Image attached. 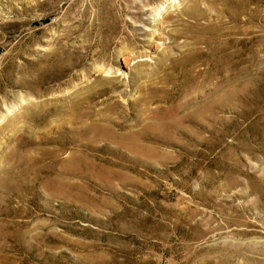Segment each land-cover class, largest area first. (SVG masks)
Segmentation results:
<instances>
[{"label": "rangeland", "instance_id": "obj_1", "mask_svg": "<svg viewBox=\"0 0 264 264\" xmlns=\"http://www.w3.org/2000/svg\"><path fill=\"white\" fill-rule=\"evenodd\" d=\"M197 1L214 40L202 44L203 73L146 107L145 87L197 34L191 0H0V264H264V0H230L235 21ZM198 92L207 107L184 118L174 105ZM86 94L121 132L156 121L171 133L152 125L132 151L69 109L47 122L30 115ZM53 148L78 157L76 172L61 165L65 188L50 197Z\"/></svg>", "mask_w": 264, "mask_h": 264}, {"label": "bare ground", "instance_id": "obj_2", "mask_svg": "<svg viewBox=\"0 0 264 264\" xmlns=\"http://www.w3.org/2000/svg\"><path fill=\"white\" fill-rule=\"evenodd\" d=\"M191 4L189 3L188 6L186 7L184 13L186 15H188L189 17H192L194 19V23L193 26L189 25V28H187V30L191 33H197L196 35L193 36V39L190 40V42H186L183 47V51L182 54L180 56H168V59L170 60L169 63L165 62L163 63V65L165 66L164 68V72L163 75L156 77V79H154L150 84H145L147 85L145 87V91L143 93V99L145 101L146 107H150L153 104H155L156 102H161L163 104H167L169 101V96H168V87L170 86V84L176 83V80L178 78H183V82L185 84V86H187L188 82H191V80L197 75V74H202L203 71L198 68L199 63H200V59H199V55L202 53L203 51V46L202 44H205L206 46H212L213 44V38L207 37V35L205 34L206 30L208 29L206 27V25L203 24H199L201 22L202 19H207L209 18L210 13L208 12V9L202 7V5L200 4L199 1L197 0H191ZM201 1V0H200ZM204 1V0H203ZM211 2L212 5H217V4H222L224 7L220 10L228 13L231 17V19L233 21H235L238 17V11H236L233 7H229L230 5V0H209ZM202 2V1H201ZM205 2H208L205 1ZM209 2V3H210ZM204 3V2H203ZM208 4V3H207ZM210 8V7H209ZM210 11V9H209ZM219 13V12H218ZM222 13V12H220ZM220 13L218 14L220 16ZM213 14V12L211 13ZM215 14H217L215 12ZM136 16H139L140 14L138 12H135ZM217 15V16H218ZM223 16V14H222ZM221 16V17H222ZM228 16V15H227ZM182 17V16H181ZM214 17V14L213 16ZM220 17V20H222V18ZM218 18V17H216ZM229 18V17H228ZM230 19V18H229ZM208 20V19H207ZM217 20V21H220ZM181 21V19H180ZM210 20H208L209 23ZM173 22V21H172ZM216 22V21H215ZM225 22V21H224ZM223 22V23H224ZM184 23V22H183ZM217 23V22H216ZM222 23V21H221ZM226 23V22H225ZM224 23V24H225ZM179 24V23H178ZM186 24V23H185ZM220 24V23H219ZM185 26V25H184ZM196 26V27H195ZM217 26V25H216ZM207 28V29H206ZM218 33V32H216ZM136 35V34H135ZM185 35V34H183ZM130 36V35H128ZM134 37V36H133ZM138 37V36H137ZM179 38V34H175V33H170V39L172 40H177ZM191 38V37H190ZM136 39V38H135ZM139 41V40H138ZM132 42V41H131ZM185 42V41H184ZM142 43V42H141ZM145 44V43H144ZM205 51V50H204ZM205 58V57H204ZM127 60L128 57H124V61L125 63L128 62ZM129 63V62H128ZM202 64V63H201ZM163 69V68H162ZM170 70V71H169ZM175 70L177 71V73L175 74ZM215 72V71H214ZM138 75H143L142 72H139ZM151 75V74H150ZM149 77V76H148ZM200 77V76H199ZM203 77V76H201ZM141 78V77H140ZM184 78L186 81H184ZM139 79V78H138ZM237 79V78H236ZM163 80V81H162ZM238 80V79H237ZM162 81L163 85L159 86L158 82ZM200 81V80H199ZM229 81V80H228ZM149 83V82H148ZM104 84H109L110 86H114V82L112 79H106ZM141 85V84H140ZM107 87V86H106ZM139 87V86H138ZM176 87V86H175ZM233 87V86H232ZM105 88V86H104ZM195 88H199V87H195ZM206 88V87H205ZM223 88V87H222ZM234 88V87H233ZM221 89V88H220ZM219 89V90H220ZM232 89V88H231ZM235 89V88H234ZM200 90V89H199ZM222 90V89H221ZM180 91V90H179ZM187 91V90H185ZM184 91V92H185ZM206 91V90H205ZM223 91V90H222ZM230 91V90H229ZM233 91V90H232ZM87 92V91H86ZM92 92V91H91ZM109 92V91H108ZM190 92V90H189ZM217 92V91H216ZM221 92V91H220ZM218 92V93H220ZM228 92V91H227ZM93 93V92H92ZM179 93V92H178ZM215 93V92H214ZM222 94L224 92H221ZM106 94V93H105ZM186 94V93H185ZM184 94V95H185ZM200 94L204 95L203 92L202 93H192V95H188L187 98H185V100L183 101H177L178 103L176 105H174V107L176 108V110H180V111H184V118L185 116H187V118H191V117H197L200 116L201 110L204 107H207L206 105H202L198 98H200ZM217 94V93H216ZM215 94V95H216ZM221 94V95H222ZM225 94V93H224ZM223 94V95H224ZM229 93H227L226 95H228ZM213 95V94H212ZM215 95L213 97H215ZM220 95V94H219ZM90 94H86L83 96H75V98L72 100L71 105H64V108H53V109H47L43 116L40 115V113H35L32 112L30 115L31 117H35L36 120H38V122L42 121V122H47L48 121V117L50 114L52 113H59L61 112L63 109L64 110H71L72 114V118H74V120L76 121H82L83 124H87L89 131L92 132V130L100 132L102 135L107 136V137H112L117 139L119 142H125L128 141L130 142L129 145H127V149L132 150V151H142L141 148H144L143 146L146 145L147 143L143 142V137L145 134H149L148 131L150 128H153L152 125H157L158 130L160 132H162V135L164 137H167L165 135H168L167 133H171V132H167L166 129H168L171 125L168 122H157L154 124H150L148 125V131L143 130V131H138V132H132L130 129H126V131H119L117 130L116 126L114 124H117V122L113 119V117L111 115H106L104 114L103 116H100L98 118L95 117L94 115V109L91 105V103L89 102V98H90ZM183 97V95H181ZM94 97V96H93ZM96 97V96H95ZM205 97V96H204ZM217 97V96H216ZM220 97V96H218ZM217 97V99H219ZM231 97V96H230ZM106 98V97H105ZM117 98V97H116ZM224 98V97H223ZM204 99V98H203ZM215 98H213L214 100ZM181 100V99H180ZM226 100V99H225ZM230 100V99H229ZM228 100V101H229ZM202 101V100H201ZM208 101V100H207ZM133 102V101H132ZM176 102V100H175ZM216 102V101H215ZM222 103V101H220ZM226 102V101H225ZM210 103V102H209ZM218 105L217 107L220 105L219 102H217ZM140 104V103H139ZM143 104V103H141ZM170 104V103H169ZM233 104V103H232ZM120 105V104H119ZM214 105V104H213ZM224 105V104H223ZM121 106V105H120ZM192 106H196L195 108L190 110V107ZM211 106V104H210ZM215 106V105H214ZM222 106V105H220ZM55 107V106H54ZM163 107H166V109H169V106L163 105ZM162 105H157L154 108H152L153 112H158L161 108H163ZM189 109V110H188ZM35 110V109H34ZM150 110V109H149ZM148 110V111H149ZM175 110V109H174ZM207 110V108H206ZM210 108V111L211 112ZM215 110V109H214ZM171 113V112H170ZM97 114V113H96ZM147 114V113H146ZM158 114V113H157ZM176 114V113H175ZM174 114V115H175ZM183 116V113H180ZM180 114H177L180 115ZM206 114V113H205ZM203 114V115H205ZM143 115V114H142ZM149 115V114H147ZM154 115V113H153ZM180 115V116H181ZM204 117V116H202ZM144 118V117H143ZM172 117L170 116V119ZM177 118V117H176ZM180 118V117H179ZM141 119V118H140ZM169 119V118H168ZM202 119V118H201ZM155 120V119H154ZM88 121H91L90 123H88ZM170 121V120H169ZM174 118H173V120ZM153 122V121H152ZM178 122V121H177ZM178 124V123H177ZM176 124V125H177ZM114 125V126H113ZM175 126V125H174ZM116 127V128H115ZM128 127V126H127ZM131 127V126H130ZM171 129V127H170ZM173 129V128H172ZM122 130V129H121ZM166 130V132H164ZM146 131V132H145ZM157 132V131H156ZM50 133V132H49ZM161 134V133H160ZM150 136V135H149ZM154 136V135H153ZM156 136V135H155ZM171 136V134H170ZM159 137V135H158ZM169 137V136H168ZM172 137V136H171ZM161 138V137H159ZM173 139V138H172ZM57 141V140H56ZM154 141V140H153ZM149 144V143H148ZM64 146V145H62ZM150 146V145H149ZM149 146H145L147 148V150L149 151L148 148H152ZM154 149V148H153ZM62 148H53L52 150H50L49 156L51 158L50 161L45 162L44 163V169H46L49 173L44 177L43 179V185L45 186V188L48 191V196L50 197H54L55 195H59L60 194V189L64 186V180L61 176V174L63 173V168L61 167V165H63V163L67 162L69 163L68 165H71V168L73 169L74 172H76V165H75V160L78 157L77 153L75 151H71L70 156L68 159L63 160L61 157V151ZM145 150V149H144ZM152 150V149H150ZM144 152V151H143ZM18 153V152H17ZM141 153V152H140ZM41 156V155H40ZM48 156V155H47ZM18 158L22 161L23 159H25V157L18 153ZM45 157H38L35 159L34 163L35 165H39L41 162L45 161L44 159ZM82 164V163H81ZM33 165L30 166H25V168H27V170H32L34 169L32 167ZM83 166V165H82ZM39 167V166H38ZM90 167V165H89ZM36 170V169H35ZM33 171V170H32ZM9 172V171H8ZM6 173V172H5ZM23 173H26L23 171ZM15 174V173H14ZM29 174V173H27ZM42 174V173H41ZM9 176L11 177L12 175L9 174ZM7 176V177H9ZM16 177V176H15ZM13 178V177H11ZM40 179V178H39ZM6 180H3L2 184L5 185ZM9 182V181H8ZM12 184V183H10ZM15 184V183H14ZM13 185V184H12ZM9 187V186H8ZM65 188V186H64ZM11 190V189H10ZM11 193V192H9ZM46 193V192H45ZM240 251V250H239ZM259 253V252H258ZM240 254V253H239ZM250 259V258H249Z\"/></svg>", "mask_w": 264, "mask_h": 264}]
</instances>
